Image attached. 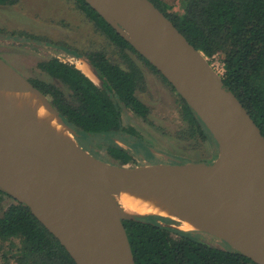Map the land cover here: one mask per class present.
Listing matches in <instances>:
<instances>
[{"label":"water","instance_id":"water-1","mask_svg":"<svg viewBox=\"0 0 264 264\" xmlns=\"http://www.w3.org/2000/svg\"><path fill=\"white\" fill-rule=\"evenodd\" d=\"M85 1L189 104L217 143L218 157L213 163L137 167L103 162L79 144L47 97L0 57V189L28 207L76 264H136L124 221L146 215L128 213L118 196L149 188L189 195L193 217L203 232L264 264V136L260 128L223 86L222 76L207 57L153 2ZM36 97L75 138L76 149L23 122L4 104ZM231 155L239 162L240 174L223 181L220 175ZM232 209L247 214L253 230L235 229L228 219Z\"/></svg>","mask_w":264,"mask_h":264},{"label":"trees","instance_id":"trees-1","mask_svg":"<svg viewBox=\"0 0 264 264\" xmlns=\"http://www.w3.org/2000/svg\"><path fill=\"white\" fill-rule=\"evenodd\" d=\"M150 1L209 60L219 56L224 67L223 86L235 94L264 136V0H174L179 1L181 12L164 0ZM77 2L100 36L120 48L122 57L125 50H130L158 72L85 0ZM11 3L0 0V5ZM74 55L91 64L101 86L75 66L57 58L39 64L52 81L30 82L47 97L78 142L84 141L86 146L89 142L94 150L95 141L100 140L114 165L137 167L133 156L118 146L115 139L139 136L136 129L124 126L123 109L144 119L149 115V109L136 96L139 75L135 70L129 73L112 63L100 50L77 51ZM178 96L186 138L197 137L202 142L211 140L216 144L205 124ZM124 225L136 264H256L226 243L224 248L212 247L199 233L174 228L178 222L170 218L146 215L124 221ZM0 261L2 264H76L30 209L1 189Z\"/></svg>","mask_w":264,"mask_h":264},{"label":"rangeland","instance_id":"rangeland-1","mask_svg":"<svg viewBox=\"0 0 264 264\" xmlns=\"http://www.w3.org/2000/svg\"><path fill=\"white\" fill-rule=\"evenodd\" d=\"M11 1V4L0 5V55L28 79L40 78L48 81L47 76L38 69V65L49 57H60L64 61L74 63L79 61L70 55L56 52L51 47L41 45L43 42L65 44L79 50L88 47L100 48L108 51L112 60L124 59L114 45L96 33L94 25L79 8L76 0ZM164 1L180 11L179 1ZM12 35L17 37H10ZM32 43L38 45H31ZM208 62L215 72L222 76L224 67L219 56L212 60L208 59ZM85 65H87L85 62L79 65L83 72L85 71L82 67ZM85 74L99 83L93 73ZM150 97L153 112L149 122L135 120L129 123L138 126L139 133L145 140L142 143L144 142L145 147L153 155L152 157L150 155L151 159H156L149 162L144 149L137 152L126 142L119 141V144L135 157L136 166L213 163L217 159L219 153L217 143L211 140L202 142L197 137L186 138L187 133L180 114V98L169 83L162 84L152 78ZM94 144L98 150L95 158L110 164L111 159L106 152V146H103L100 140ZM129 166L132 167L133 164ZM7 203H12V200H7ZM174 226L181 229L180 222ZM203 240L211 245L225 247L222 241L213 238L204 237Z\"/></svg>","mask_w":264,"mask_h":264},{"label":"bare ground","instance_id":"bare-ground-1","mask_svg":"<svg viewBox=\"0 0 264 264\" xmlns=\"http://www.w3.org/2000/svg\"><path fill=\"white\" fill-rule=\"evenodd\" d=\"M4 104L9 112L28 125L53 136L58 142L73 146L75 149L78 147L75 138L68 133L52 109L41 102L39 97L6 100ZM238 163L234 156H229L221 172V180L231 181L238 178L240 174ZM188 196L184 193L149 188L140 192L120 194L118 200L128 213L168 217L179 221L180 228L185 231L203 232L193 217L190 196ZM228 219L231 225L240 231L250 232L255 226L248 215L239 209H232Z\"/></svg>","mask_w":264,"mask_h":264},{"label":"flooded vegetation","instance_id":"flooded-vegetation-1","mask_svg":"<svg viewBox=\"0 0 264 264\" xmlns=\"http://www.w3.org/2000/svg\"><path fill=\"white\" fill-rule=\"evenodd\" d=\"M77 1V0H76ZM78 3V2H77ZM79 6V4H78ZM80 8V7H79ZM83 12V11H82ZM84 13V12H83ZM85 14V13H84ZM86 15V14H85ZM87 17V16H86ZM88 18V17H87ZM89 20V19H88ZM91 22V21H90ZM93 25L94 23L91 22ZM95 27V25H94ZM96 28V27H95ZM97 29H95L96 31ZM99 35L100 33L98 31H96ZM10 37H13V38H16L17 36L15 35H12ZM31 45H34V46H37L38 43H32ZM41 45H46L48 47H51L52 50H55L56 52H60L61 54H67V55H70L71 57L75 58V59H78L79 61H77L80 65V63H87L88 65H85L82 67V69L87 73V74H92L94 75L95 78H97L98 82L97 83L93 78H91V76H88L85 74V72H83L80 68H79V65L78 63H74V62H70V61H64L62 60L60 57H52V58H57L59 59L61 62L63 63H67L69 65H72V66H75L78 70H80L86 77H88L90 80H92L96 85L98 86H101V81L99 80V78L97 77L93 67L91 66V64L85 60L83 57H77L74 55L75 52H80V53H88V52H92V51H103L107 58H109L112 63L114 64H117L119 65L123 70L125 71H128L129 73L132 72V70H135V72L139 75V79H140V82L137 86V91H136V96L137 98L149 109V115L147 117V119H144L140 116H137L134 112L128 110V109H123V115H122V118H123V124L125 127H132L134 129L137 130V132L139 133V130H138V126L135 125V124H130L129 122H135V120H139L143 123H147L149 122V119H150V116L152 115V112H153V108H152V105H151V97H150V92H151V80L152 78L154 80H158V82L162 83V84H168V82L157 72L155 71L149 64H147L144 60H142L141 58H139L135 53H133L132 51L130 50H125L124 52V59H122V61H115V60H112L108 51L106 52L104 49H100V48H95V47H88L86 48L85 50H79V49H75V48H72L73 46H67L65 44H56V43H47V42H43V44ZM113 45V44H111ZM21 46H24V45H21ZM114 47L117 48V50H119V52L121 51L119 47L115 46ZM63 52V53H62ZM121 55H122V52H120ZM0 57L2 58V56L0 55ZM3 59V58H2ZM51 59L50 57L47 59L49 60ZM4 60V59H3ZM45 60V61H47ZM44 62V61H43ZM9 64V63H8ZM40 64V63H39ZM10 65V64H9ZM13 67V66H12ZM91 67V68H90ZM38 69L41 70L39 68V65H38ZM88 70V71H87ZM92 70V71H91ZM19 71V70H18ZM20 72V71H19ZM92 72V73H91ZM21 73V72H20ZM41 73H43L44 75L47 76L48 79H50L48 77V75L41 71ZM22 74V73H21ZM23 75V74H22ZM24 76V75H23ZM27 78V77H26ZM28 79V78H27ZM29 81H31L30 79H28ZM45 81V79H40V78H37V79H34V81ZM50 81H52L50 79ZM32 83V82H31ZM34 85V84H33ZM37 88V87H36ZM173 88V86H172ZM176 91V90H175ZM177 92V91H176ZM179 97V96H178ZM181 102V101H180ZM181 105H182V102H181ZM181 114V113H180ZM139 127H141V125H139ZM119 141H123L124 143L126 142L128 144V146L132 147L133 149H135L137 152H139L141 149H144L145 150V154L148 155V159H149V162L150 161H154L156 158H152L151 157L153 155H151V152H149V150L145 147L144 145V142L142 143V141H145L143 136H141V134L139 133V136L137 138H132V137H128L126 136V138H116L115 139V142L117 143L118 146L124 148L125 150H127L125 147L121 146L119 144ZM96 142V141H95ZM80 145L86 150L88 151L92 156H97V153H98V150L95 148L94 150L91 149V143L88 142V148L89 149H86V144L84 141H79ZM135 144H138V146L140 147H137L135 148ZM106 149V152H107V147H105ZM129 151V150H127ZM151 151V150H150ZM130 153V151H129ZM131 154V153H130ZM132 155V154H131ZM151 155V157H150ZM133 156V155H132ZM134 158V164L136 165V161H135V157L133 156ZM110 164H113L112 162ZM201 235L202 239L204 237H207V238H213L215 240H218L221 242V240L217 239L216 237H213L209 234H206V233H201V232H197ZM222 243H224L222 241Z\"/></svg>","mask_w":264,"mask_h":264},{"label":"built area","instance_id":"built-area-1","mask_svg":"<svg viewBox=\"0 0 264 264\" xmlns=\"http://www.w3.org/2000/svg\"><path fill=\"white\" fill-rule=\"evenodd\" d=\"M223 74H224V73H223ZM223 74H222V75H223Z\"/></svg>","mask_w":264,"mask_h":264}]
</instances>
